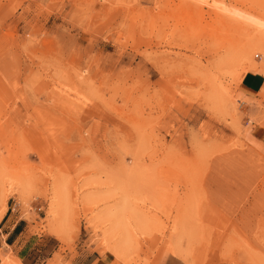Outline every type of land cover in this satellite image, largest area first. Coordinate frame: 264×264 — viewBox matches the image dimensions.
<instances>
[{"label": "rangeland", "instance_id": "374dc122", "mask_svg": "<svg viewBox=\"0 0 264 264\" xmlns=\"http://www.w3.org/2000/svg\"><path fill=\"white\" fill-rule=\"evenodd\" d=\"M251 71L264 0H0V264H264Z\"/></svg>", "mask_w": 264, "mask_h": 264}, {"label": "crops", "instance_id": "0c3cea01", "mask_svg": "<svg viewBox=\"0 0 264 264\" xmlns=\"http://www.w3.org/2000/svg\"><path fill=\"white\" fill-rule=\"evenodd\" d=\"M264 87V74L258 71L248 72L241 79L239 85V94L243 99L253 100L256 95L261 92ZM264 125V124H263ZM264 127V126H263ZM254 138L257 139L262 145H264V131L261 130L255 131L252 133ZM24 219L19 218L17 215H7L3 217L0 222V231L6 230L4 237H7L9 240L18 241L21 236L24 234L25 225L23 222ZM9 247L10 245L6 243ZM52 259V258H51ZM69 259V257H68ZM23 264L22 262H20ZM70 264H113V259L111 255H100L98 253H91L82 259H73L70 261Z\"/></svg>", "mask_w": 264, "mask_h": 264}, {"label": "built area", "instance_id": "2783aa9c", "mask_svg": "<svg viewBox=\"0 0 264 264\" xmlns=\"http://www.w3.org/2000/svg\"><path fill=\"white\" fill-rule=\"evenodd\" d=\"M256 58H259V55H257Z\"/></svg>", "mask_w": 264, "mask_h": 264}]
</instances>
